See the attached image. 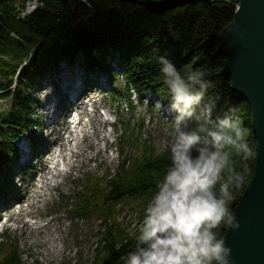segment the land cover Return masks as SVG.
Instances as JSON below:
<instances>
[{"label":"trees","instance_id":"obj_1","mask_svg":"<svg viewBox=\"0 0 264 264\" xmlns=\"http://www.w3.org/2000/svg\"><path fill=\"white\" fill-rule=\"evenodd\" d=\"M27 1L0 0V99L8 104L0 111V209L21 200L23 182L36 172L41 153L48 149L43 121L36 113L33 79L40 81L38 86L45 80L57 91L64 82L62 70L81 73L85 89L100 88L116 105L113 127L119 163L113 174L107 170L101 176L85 175V185L58 206L72 218L101 220L93 264H121L120 257L131 249L138 232L126 233L112 216L113 207L126 198L147 205L170 163V152L169 147L157 152L149 136L135 138V128L119 113L118 104L127 102L132 112L133 91L140 101L153 92L169 106L159 59L165 57L185 79L190 73L204 74L210 86L199 105L211 107L213 121L227 115L246 130L254 154H233L232 166L244 177L233 189V214L253 174L256 141L249 106L234 98L224 71L217 35L231 22L239 1L32 0L34 9L23 14ZM148 108H153L150 98ZM143 125L142 117L137 120L138 133ZM26 133L30 160L21 164L16 142ZM226 228L219 229L222 239ZM0 264H24L16 239L0 240Z\"/></svg>","mask_w":264,"mask_h":264},{"label":"rangeland","instance_id":"obj_2","mask_svg":"<svg viewBox=\"0 0 264 264\" xmlns=\"http://www.w3.org/2000/svg\"><path fill=\"white\" fill-rule=\"evenodd\" d=\"M34 6V1H27L23 14L32 11ZM62 74L65 80L67 71L62 70ZM33 80L34 96L38 101L36 113L43 121L48 149L41 153L36 172L23 182L22 201L0 209V225L8 222L3 226L0 240L3 236L16 239L24 264H93L97 240L102 232L101 220L95 216L72 218L65 207L58 204L63 197L85 185V175L101 176L107 170L111 174L116 170L119 163L113 127L116 105L100 88L85 89L83 84L69 80L55 91L49 82L44 80L38 86L40 81ZM101 80L105 81V78ZM119 80L122 81L121 76ZM131 94L134 110L131 112L127 102L122 101L118 104L119 113L131 121L135 138L149 136L157 152L166 150L174 132L176 113L161 114L155 106L156 94L143 95L141 101L133 91ZM149 98L152 109L148 108ZM7 107V101L0 99V111ZM200 107L197 106L199 113L204 114L205 108ZM73 115L81 125L71 128L69 120L74 122ZM142 117L144 125L138 133L136 124ZM28 137L26 133L16 142L21 164L30 160ZM136 149L137 146L133 151ZM15 181L18 185V179ZM146 206L140 199L126 198L114 205L112 216L126 233L132 235L138 232Z\"/></svg>","mask_w":264,"mask_h":264},{"label":"clouds","instance_id":"obj_3","mask_svg":"<svg viewBox=\"0 0 264 264\" xmlns=\"http://www.w3.org/2000/svg\"><path fill=\"white\" fill-rule=\"evenodd\" d=\"M159 59L169 110L176 113L170 163L144 209L133 246L120 257L121 264H230L231 249L219 237V229L239 228L230 205L233 189L244 180L232 166V157L254 153L241 121L227 115L213 121L211 107L204 114L197 112L210 86L202 72L185 79L169 60ZM155 106L163 107L159 100Z\"/></svg>","mask_w":264,"mask_h":264},{"label":"water","instance_id":"obj_4","mask_svg":"<svg viewBox=\"0 0 264 264\" xmlns=\"http://www.w3.org/2000/svg\"><path fill=\"white\" fill-rule=\"evenodd\" d=\"M238 1L217 39L234 98L251 111L255 163L233 212L239 228H226L223 239L231 249L230 264H264V0Z\"/></svg>","mask_w":264,"mask_h":264},{"label":"bare ground","instance_id":"obj_5","mask_svg":"<svg viewBox=\"0 0 264 264\" xmlns=\"http://www.w3.org/2000/svg\"><path fill=\"white\" fill-rule=\"evenodd\" d=\"M74 78V79H73ZM70 80V81H69ZM71 80H73V83L74 84H77V83H79V85H80V82H82L81 80H82V75H81V73H69L68 74V76H67V78L64 80V82L66 81H69V82H71ZM76 80H78V82L76 81ZM83 84V83H82ZM78 85V84H77ZM72 92H74L75 90H74V86H72ZM44 97L45 98H47V94L45 95L44 94ZM159 100V99H158ZM160 101V100H159ZM161 102V101H160ZM162 103V102H161ZM163 105V104H162ZM203 108H208V105L207 104H204V106H203ZM161 111H160V113L162 112V113H164V112H169L170 114H172V115H175V112H171L170 110H169V106H165V105H163V107L162 108H159ZM47 113H48V115L50 114V112L49 111H47ZM161 113V114H162ZM44 196V195H43ZM48 255V254H47Z\"/></svg>","mask_w":264,"mask_h":264}]
</instances>
